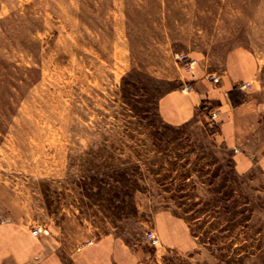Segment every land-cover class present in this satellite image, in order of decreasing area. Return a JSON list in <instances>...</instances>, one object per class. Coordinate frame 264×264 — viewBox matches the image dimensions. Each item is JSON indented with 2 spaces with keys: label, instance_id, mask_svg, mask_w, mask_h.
Returning a JSON list of instances; mask_svg holds the SVG:
<instances>
[{
  "label": "rangeland",
  "instance_id": "1",
  "mask_svg": "<svg viewBox=\"0 0 264 264\" xmlns=\"http://www.w3.org/2000/svg\"><path fill=\"white\" fill-rule=\"evenodd\" d=\"M236 49L263 82L264 0H0V187L66 192L87 226L146 242L144 264H264V177L158 108L180 56Z\"/></svg>",
  "mask_w": 264,
  "mask_h": 264
},
{
  "label": "crops",
  "instance_id": "2",
  "mask_svg": "<svg viewBox=\"0 0 264 264\" xmlns=\"http://www.w3.org/2000/svg\"><path fill=\"white\" fill-rule=\"evenodd\" d=\"M243 69L240 49L230 51L215 66L197 60L191 71L182 74L181 86L160 99L158 108L169 126H185L194 119L203 121V129L213 143L230 154L237 175L257 171L264 177V81L252 84L249 81L256 72ZM212 76L220 77L218 84L209 82ZM241 82L249 83L251 90H240ZM66 195L62 194L66 200L61 197V202L50 197L36 203L28 193L0 187V264L149 261L151 252L146 242L126 241L115 230L101 233L100 223L98 228L87 226ZM155 217L164 225L179 220L169 210ZM36 228H41V233L33 236Z\"/></svg>",
  "mask_w": 264,
  "mask_h": 264
},
{
  "label": "built area",
  "instance_id": "3",
  "mask_svg": "<svg viewBox=\"0 0 264 264\" xmlns=\"http://www.w3.org/2000/svg\"><path fill=\"white\" fill-rule=\"evenodd\" d=\"M178 60H179V62H181L183 64L185 63V67H189V69H190V67H193L194 64H195V62H193V61L188 62V59L185 56H180ZM208 80L212 84H218V82H219L220 79H219L218 76H212V77H209ZM238 88L240 90H251V85L249 83H242V84L239 85ZM214 116L215 115H212L211 118L213 119ZM40 233H41V228H36V229H34L32 231V235L33 236H37ZM146 238H147L149 244L153 248H156L158 246L159 240H158V238L153 233H147Z\"/></svg>",
  "mask_w": 264,
  "mask_h": 264
}]
</instances>
